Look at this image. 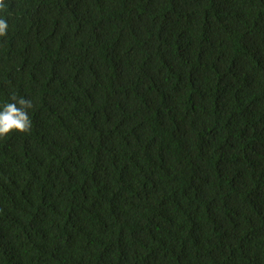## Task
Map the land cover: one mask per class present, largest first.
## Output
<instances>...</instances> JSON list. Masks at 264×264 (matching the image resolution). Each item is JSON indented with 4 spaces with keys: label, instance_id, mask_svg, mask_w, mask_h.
I'll return each mask as SVG.
<instances>
[{
    "label": "trees",
    "instance_id": "trees-1",
    "mask_svg": "<svg viewBox=\"0 0 264 264\" xmlns=\"http://www.w3.org/2000/svg\"><path fill=\"white\" fill-rule=\"evenodd\" d=\"M0 19V111L32 103L0 137V264H264V0Z\"/></svg>",
    "mask_w": 264,
    "mask_h": 264
},
{
    "label": "clouds",
    "instance_id": "clouds-1",
    "mask_svg": "<svg viewBox=\"0 0 264 264\" xmlns=\"http://www.w3.org/2000/svg\"><path fill=\"white\" fill-rule=\"evenodd\" d=\"M4 7V0H0V8ZM8 25L4 19H0V36L6 35ZM16 100V97H12ZM17 103H6L3 110L0 111V137H3L13 131L25 133L31 128V120L26 112V108H31V101L20 98Z\"/></svg>",
    "mask_w": 264,
    "mask_h": 264
}]
</instances>
